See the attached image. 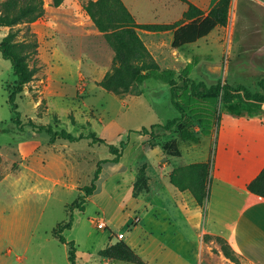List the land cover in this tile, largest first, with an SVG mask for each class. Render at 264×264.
<instances>
[{
	"label": "rangeland",
	"instance_id": "374dc122",
	"mask_svg": "<svg viewBox=\"0 0 264 264\" xmlns=\"http://www.w3.org/2000/svg\"><path fill=\"white\" fill-rule=\"evenodd\" d=\"M86 1L65 0L57 7L53 0H44L43 17L14 26V30L20 29L16 40L38 41V53L29 60L36 67L34 78L17 94V102L25 122L32 119L77 136L91 134L105 142L91 136L52 142L51 134L45 130L34 134L30 127L20 129L14 122L16 114L9 100L17 77L11 61L0 52V264H71L69 246L55 233L59 224L70 219L71 212L74 223L64 234L76 242L78 264H135L99 255L110 240L114 243L121 239L117 232L122 231L126 233L124 241L148 264H195L190 242L180 230L172 232L173 225L168 221L151 222L150 214L142 212L147 227L151 225L155 232L151 235L144 225L128 227L126 213L137 216L142 204L138 197L149 188V161L155 157L144 150L176 142L183 151L182 159L164 150L175 163L204 160L208 155V189L216 197L219 187L211 174L214 161L217 159L220 166L226 167L238 164V156L232 162L224 145L241 150L249 135L247 127L262 129V111L236 102L224 103L220 97L199 99L191 89L192 81H203L208 86L222 81L244 83L253 91H261L264 0H237L236 13L229 23L201 38L190 62L169 61L165 56L169 49L165 36L142 32L159 54L161 69L156 75L146 72L129 91L120 93L101 85L115 67V52L82 11L81 5ZM143 1L152 4L158 0H127L139 17L147 13ZM10 30L11 26L0 25V40ZM185 78L191 80L182 87ZM171 83L176 85L177 101L183 105L184 115L170 131L156 126L154 136L137 132L144 126L165 124L180 114L172 103ZM249 113L250 122L236 120L233 115ZM236 123L244 126L240 129ZM219 124L224 130L220 138ZM210 128L212 132L208 134ZM119 138L127 139V143L120 159L112 160L115 155L108 142L119 144ZM191 143L197 144L193 150ZM103 159L111 160L101 164L98 188L84 202L86 211H80L75 205L86 194L85 186L91 185ZM137 162L141 163L136 169ZM143 167L145 176H140ZM145 178L146 188L138 191L137 184L142 185ZM101 219L109 224L108 229L98 226ZM162 241L167 247L156 250ZM206 250V263H230L217 256L219 249L213 242ZM233 252L239 264H245L234 249Z\"/></svg>",
	"mask_w": 264,
	"mask_h": 264
},
{
	"label": "trees",
	"instance_id": "16d2710c",
	"mask_svg": "<svg viewBox=\"0 0 264 264\" xmlns=\"http://www.w3.org/2000/svg\"><path fill=\"white\" fill-rule=\"evenodd\" d=\"M65 0H53L54 6H61ZM188 8L184 12L183 18L174 23H139L134 13L130 10L124 0H88L83 2L82 11L87 14L94 22L100 32L104 34L108 43L115 52L113 71L108 73L101 81V85L108 90L120 93L127 92L146 72H152L153 75L159 73L161 66L145 40L139 33V29L149 31H163L179 26L174 33L173 46L179 48L184 44L193 43L207 36L218 26H226L229 21V11L231 0H218L216 4L206 12L190 0H182ZM44 0H3L0 2V25L11 26V30L0 40V52L2 56L9 59L13 65L14 74L17 77V83L9 100L12 109L16 114L14 122L20 129L30 127L34 134L45 130L51 134V141L57 139H67L70 141L81 140L86 137L105 142L103 138H97L93 135H75L67 129H55L52 125L37 124L32 119L27 122L21 118L17 94L24 91L25 86L34 78L36 67L30 65V57L38 53V41L16 40L19 34V28L13 29L19 23H31L45 15ZM185 20L187 23L182 24ZM182 24V25H181ZM190 78H185L186 81ZM261 91H253L244 83L231 84L229 82L219 81L216 84L208 86L205 82L192 81V95L201 99H218L224 103H238L245 106L264 110V77L260 80ZM171 99L173 104L180 111L181 116L168 119L165 124H152L150 127L144 126L136 130L141 134L156 135L154 128L161 126L164 131H170L184 115V107L177 101L176 85L171 83ZM181 125V123H180ZM179 125V126H180ZM2 129H0L1 131ZM7 130L6 128L3 129ZM127 139L119 138V144L108 142L111 153L115 155L112 160H119L123 154ZM164 150L173 156L180 155L181 150L176 142H166L163 144ZM111 159H103L95 172L91 185H86V194L81 196L79 203L75 205L84 211V202L98 188L97 182L102 171V163ZM145 176V168H141L140 176ZM210 176V162H196L186 165L181 171L171 173V181L180 189H190L200 205L205 203L208 196V181ZM146 178L142 185L137 184L138 191L146 188ZM248 189L264 197V167L260 173L248 184ZM74 223V213L71 212L70 219L66 223L58 225L55 233L63 243L69 246L68 258L71 264L77 263V247L75 240H69L64 234L66 229H71ZM215 238L224 252V254L239 264L233 248L227 240L221 236L206 234L205 239ZM99 255L112 259L123 260L136 264H148L136 252V250L126 241L120 239L99 251Z\"/></svg>",
	"mask_w": 264,
	"mask_h": 264
},
{
	"label": "crops",
	"instance_id": "0c3cea01",
	"mask_svg": "<svg viewBox=\"0 0 264 264\" xmlns=\"http://www.w3.org/2000/svg\"><path fill=\"white\" fill-rule=\"evenodd\" d=\"M124 1L134 13L139 23H174L183 18L184 12L188 8V5L182 0H158L157 3L152 4L148 1H143V6L146 7L147 13L143 14V17H139L127 0ZM190 1L208 12L218 0ZM237 7L238 1L231 0L229 18H231L232 14L234 15L236 13ZM150 17H153L155 20H150ZM187 22L188 20H185L182 24ZM178 27L179 26H176L163 31L139 29V33L144 40L145 36L142 32L146 34H155V36H165L167 41L166 44L169 47V49L165 51V56L168 57L169 61H193V56L195 55L194 48L199 45L201 39L193 43L184 44L179 48H174V33ZM97 30L99 29L97 28ZM145 42L157 61H159V54L151 47L150 42L147 40H145ZM260 111H262L261 114L263 116L261 117V125L263 127L260 131L247 127L249 135L241 150L236 146L231 147L228 146V144L224 145V148L230 151L229 156L231 160L238 156L237 166H220L217 163V159L214 161L211 174L216 182L215 186L217 187L218 185L219 187L217 193L215 190L218 196L212 197V193L208 189V196L203 205L197 202L190 189H180L173 184L171 181V173L180 165L208 161V155L204 160H183L184 162L179 161L175 163L172 159L173 156L168 155L159 144H156L153 148H150V150H144L145 153L150 152L155 157L153 162L149 161V188L138 197L142 204L138 208L136 217L126 213V209L123 207L121 208L122 211L126 213L127 226L130 227L129 224H132L133 226L131 227H136L140 224L141 226L144 225V227H147L145 218H142V212L150 214L151 222L154 220L157 222L168 221L169 224L173 225L174 229L172 232L177 229L180 230L187 241L190 242V249L194 254L193 258L195 264H208L206 263L205 256H208L206 246H208L210 242H213V246H217L219 249L217 256H223L230 262L229 264H237L224 254L221 245L215 238L206 240V234L225 238L245 264H264V197L248 189L249 182L254 179L264 167V110ZM233 115L236 120H244L245 122H250V118L252 117L250 113L243 114L242 116ZM180 116L181 113L175 117ZM247 116H249V118H247ZM211 120L212 119H210L209 122L212 126ZM242 124L243 123H236L235 126L241 129V126H244ZM198 129L202 130L200 127ZM237 130H235V132H237ZM222 131H224L223 126L219 124L218 138L221 137L220 132ZM211 132L212 129L210 128L208 134ZM216 134L217 131H215V135ZM215 135H213V137ZM196 145V143H191L190 148L193 150ZM176 156L182 159L183 151L181 150V154ZM167 157L169 158L163 159ZM140 163L141 162H137L134 168L136 167L137 169ZM135 175L134 173V176ZM85 211L86 209L83 212ZM107 225L105 229L109 228L108 223ZM147 229L145 230L147 233L151 235L155 233L151 225L149 228L147 227ZM125 237L126 233L124 232L122 240H124ZM112 243L113 241L110 240L108 245ZM166 247V241H162L156 250ZM209 252V254L212 253L211 250H209Z\"/></svg>",
	"mask_w": 264,
	"mask_h": 264
},
{
	"label": "built area",
	"instance_id": "2783aa9c",
	"mask_svg": "<svg viewBox=\"0 0 264 264\" xmlns=\"http://www.w3.org/2000/svg\"><path fill=\"white\" fill-rule=\"evenodd\" d=\"M98 226L101 228H106L108 225L103 219H101L98 223ZM117 237L122 239L124 237V232L117 233Z\"/></svg>",
	"mask_w": 264,
	"mask_h": 264
}]
</instances>
